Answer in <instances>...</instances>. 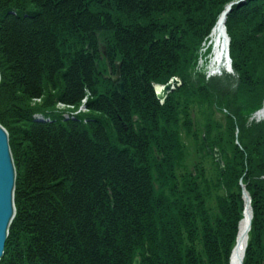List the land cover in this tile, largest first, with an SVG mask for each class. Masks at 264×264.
<instances>
[{
    "label": "trees",
    "instance_id": "obj_1",
    "mask_svg": "<svg viewBox=\"0 0 264 264\" xmlns=\"http://www.w3.org/2000/svg\"><path fill=\"white\" fill-rule=\"evenodd\" d=\"M232 1L0 0V123L17 172L0 264H232L241 181L243 264H264V119L251 120L264 106V0L226 21L235 75L200 68ZM173 76L182 85L161 104L153 83ZM86 88L100 113L63 121L56 102L79 104Z\"/></svg>",
    "mask_w": 264,
    "mask_h": 264
},
{
    "label": "water",
    "instance_id": "obj_2",
    "mask_svg": "<svg viewBox=\"0 0 264 264\" xmlns=\"http://www.w3.org/2000/svg\"><path fill=\"white\" fill-rule=\"evenodd\" d=\"M247 0H237L232 1L229 3L224 11L222 12V22L225 30L226 21L228 19L229 14L232 12L233 8L237 4H244ZM220 18V17H219ZM229 35V34H228ZM230 36H228V44H229V52H230ZM231 65L230 69L232 68V59L229 57ZM229 69V70H230ZM211 75V73H209ZM1 79V75H0ZM182 85V80L180 77L174 76L172 77L167 83H153V87L156 93L157 98L163 104L170 93H172L177 87ZM143 90L145 92V84L142 83ZM115 87L120 93L122 97H125V85L122 79L118 80L115 83ZM257 115V112H255ZM264 116L259 115L258 117ZM207 138L204 136V140ZM210 150V149H209ZM216 161L220 164L222 171L225 170V163L222 157V154L219 149H215L214 151ZM16 166L10 146V139H9V132L8 130L0 123V261L4 255H6L7 251V244H8V237H9V230L10 224L15 215H17V190H16ZM243 191V198H248L249 202L251 203V196L248 193L246 186L240 182ZM251 219H253V210ZM252 228V220L250 222L249 231ZM249 233V232H248ZM249 238V235H248ZM248 246V242L246 244V248ZM147 254L151 255V248L150 245H146ZM234 251V249H233ZM233 253V252H232ZM246 254V249L244 250L243 260L241 264L244 263V258ZM141 259L140 257H136L134 259L133 264H140Z\"/></svg>",
    "mask_w": 264,
    "mask_h": 264
},
{
    "label": "bare ground",
    "instance_id": "obj_3",
    "mask_svg": "<svg viewBox=\"0 0 264 264\" xmlns=\"http://www.w3.org/2000/svg\"><path fill=\"white\" fill-rule=\"evenodd\" d=\"M222 16V15H221ZM220 16L218 22L214 26L210 39L205 43L204 53L207 52L208 48H211V53L208 55L206 62L207 72L211 75H218L222 70H226L228 67V59L230 57L229 44H228V32L225 30L222 22V17ZM204 56V55H203ZM206 57V56H205ZM203 59V58H201ZM231 62L229 59V68ZM264 113V106L257 111L256 118ZM254 120V119H253ZM252 215V206L248 198H245V213L244 217L239 225V233L237 238V244L234 247L231 259L232 264H241L243 260L244 250L246 249V244L248 242V231Z\"/></svg>",
    "mask_w": 264,
    "mask_h": 264
},
{
    "label": "rangeland",
    "instance_id": "obj_4",
    "mask_svg": "<svg viewBox=\"0 0 264 264\" xmlns=\"http://www.w3.org/2000/svg\"><path fill=\"white\" fill-rule=\"evenodd\" d=\"M207 59H208V56H206L205 58H203V59H201V65H200V68H201V70H203L204 71V73L206 74V76H207V78L209 79L210 78V76H208V72H207V67H206V62H207ZM1 69V68H0ZM230 68H229V59H228V67H227V69L226 70H222V72H220L218 75L219 76H222L224 73L225 74H227V75H231V76H233V75H235V71H234V68H233V66H232V68L229 70ZM218 75H214L215 77H218ZM213 76V77H214ZM1 77H3L2 76V74H1ZM174 77V76H173ZM178 77V76H177ZM122 79V78H121ZM120 80V79H119ZM182 80V79H181ZM116 88V87H115ZM86 94H85V96L82 98V100H81V102L79 103V104H69V103H67V102H64V101H57L56 102V104H55V107H56V112L57 113H60V114H62L63 116V118L65 117L64 116V114L63 113H61V111L60 110H64V109H73V112L72 113H76L75 115V118H72V119H68V120H65V119H63V121H65V122H69V121H71V120H74V121H77V122H80V120H81V122H83V123H86V124H89V122L90 121H88V119L87 118H85V119H80L79 120V116H82V115H86V114H91L93 111L94 112H97V113H100V112H98L97 110H92L90 107H88V103H89V101H90V99H93L94 98V96H93V93L91 92V90L90 89H88V88H86ZM44 99H45V95L43 94V95H38V96H34L31 100H30V102H31V104L33 105V106H35V105H39L40 103L39 102H43L44 101ZM219 115H221V114H219ZM87 116V115H86ZM256 120V121H261V120H263L264 119V116H262L260 119H258V118H256V114L254 113V115L251 117V120ZM40 121V120H39ZM39 121H37V122H39ZM40 122H44V123H48L47 121H40ZM20 126H18V128H19ZM126 129L128 130V126L126 125ZM9 132V131H8ZM20 135H21V133H20ZM204 136L206 137V135L204 134ZM207 138V137H206ZM11 146V145H10ZM209 151H211V149L209 150Z\"/></svg>",
    "mask_w": 264,
    "mask_h": 264
},
{
    "label": "flooded vegetation",
    "instance_id": "obj_5",
    "mask_svg": "<svg viewBox=\"0 0 264 264\" xmlns=\"http://www.w3.org/2000/svg\"><path fill=\"white\" fill-rule=\"evenodd\" d=\"M41 121H47V122H49V121H51V118L49 116L42 115Z\"/></svg>",
    "mask_w": 264,
    "mask_h": 264
}]
</instances>
